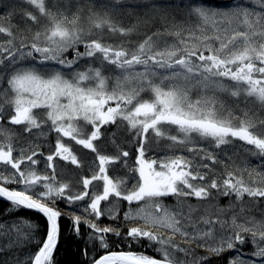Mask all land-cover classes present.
<instances>
[{"label":"snow or ice","instance_id":"obj_1","mask_svg":"<svg viewBox=\"0 0 264 264\" xmlns=\"http://www.w3.org/2000/svg\"><path fill=\"white\" fill-rule=\"evenodd\" d=\"M123 2L112 0L103 15L89 9L92 15L88 19L94 29L107 26L109 33L122 36L135 30L137 25L125 29L110 19L107 9L114 10ZM256 2L259 11L239 4L227 10L190 4L188 19L195 21V26L176 24L167 16L157 19L146 15L137 24L146 30L157 24L160 27L135 48L131 44L114 47L92 38V28L85 32L80 26L79 9L70 13L68 7L54 5L53 10L46 6V0H25L38 10V15L23 13L24 21H31L25 31L32 32L33 26L35 31L30 37L22 35L19 43L14 27L0 24V35L7 38L0 40V78L4 80L0 93L2 102L11 108L6 117L8 124L23 126V131L31 134L34 128L50 122V131L56 133L54 149L46 156L39 145L20 147L17 152L12 142L0 144V166L4 169L0 171V199L10 203V211H34L46 222L40 239L35 223L24 218L13 222L23 240L37 244V250L24 264H58L55 253L64 216L60 202L69 208L79 205L85 214L83 219L75 213L68 217L78 239L82 223L89 229L88 242L80 249L83 264H207L213 257L221 264H264V211L259 222L250 214L259 210L264 185L250 186L232 171L226 177L217 174L212 166L224 162L194 142V137H198L220 149L239 140L252 146L247 151L253 157L264 158V119L255 111L256 107L264 109V0ZM140 3L156 12L151 0ZM208 28L212 35L207 34ZM185 31L187 40L197 42L189 44L181 39L179 44H165L163 50H156L157 39L180 36ZM80 46L83 52L79 51ZM70 50L74 51L71 59L66 55ZM90 58L118 70L111 89V78L91 65L72 71L71 79L66 78L65 70H73L80 60ZM224 80L232 85H226ZM193 89L201 93L195 100L190 98ZM217 89L231 97L243 96L254 108L243 110L241 118L215 95ZM142 93H151V98L143 99ZM37 109L46 111L34 113ZM218 109L227 112V116L222 117ZM4 118L0 114V120ZM118 121L126 122L122 126L138 145L133 165L127 161L131 153L115 144L116 132L112 133L115 155L102 153L95 143L102 137V128L118 125ZM84 125L89 126L88 131ZM162 126L174 127L177 134H170ZM151 134L157 144L165 139L171 142L168 148L183 147L192 155L147 158ZM64 138L90 150L98 162L93 163L90 177L77 181L79 187L75 191L69 183L57 179V159L80 167L77 155ZM37 157L44 158L42 171L37 168L41 164ZM121 162L132 178L130 186L127 179L109 175V166ZM260 167L264 168V162ZM213 190L219 197L235 196L237 202L247 196L250 205H241L240 212L233 214L230 221L218 214L211 218L209 209L219 207L211 203L216 198ZM167 197L178 198L172 208L164 203ZM190 198L205 202L207 207L189 203ZM121 201L128 205L123 212L124 223L135 226L122 228L110 223L101 227L102 218L113 222L120 219ZM235 206L233 202L229 209L219 208V212ZM202 210L203 214H199ZM20 221L26 232H21ZM164 230L171 235L166 236ZM177 233L185 243H196L211 255L197 256L191 248L181 247L174 239ZM246 244L250 251L245 250ZM136 246L151 247L155 255L135 251Z\"/></svg>","mask_w":264,"mask_h":264},{"label":"trees","instance_id":"obj_2","mask_svg":"<svg viewBox=\"0 0 264 264\" xmlns=\"http://www.w3.org/2000/svg\"><path fill=\"white\" fill-rule=\"evenodd\" d=\"M199 1V0H198ZM240 1V2H239ZM112 0H46V6L50 9H53L54 5L65 6L69 8V12H77L79 9V15L81 16L80 26L81 28L87 32L89 28L93 30L92 38H99L102 43L111 44L114 47L116 46H125L127 47L129 44L132 45L133 48L138 47V44L146 38L147 35H152L153 32H156L160 27L159 24L156 27H151L150 30H146L144 25L137 24L138 19L145 17L146 15H155L158 19L160 16H167L170 21H175L176 24H188L195 26V21L188 19V6L190 5L188 2H183V0H151V3L156 5V12L153 13L147 5L141 4L140 0H124V2L115 7V9H107L110 13V19L113 23H115L118 27H123L125 29L132 28L133 25H137L136 29L130 32L126 36H122L119 33H109L107 31V26L103 29H94L92 24L90 23L88 17L92 15V12L89 9H93L95 13L103 15L106 11L105 6L110 5ZM209 8L222 10L216 7H225L229 5L239 4L241 7L248 6L250 9H255L259 11V6L256 3H250L246 0H226L225 2L219 1H206L204 2ZM235 3V4H234ZM231 8V7H230ZM229 9V8H226ZM224 9V10H226ZM31 11L34 14L38 15V10L27 3L25 0H0V24L7 26L11 24L16 33L17 40L16 43H19V39L21 36L30 37L34 34L35 26H33V31L28 32L25 31L28 25H31V21H24L23 13ZM41 23H44L42 19ZM175 31H179V29H175ZM200 33L197 32V35ZM208 35H212L213 32L211 28L207 30ZM188 33L182 32L180 36H167L165 35L163 39H157V49L163 50L165 44L173 45L179 44L181 39L187 40ZM7 39L6 37L0 35V40ZM189 44L196 43L195 39L187 40ZM79 51L83 52V46L79 47ZM69 59L74 56V51L70 50L66 53ZM99 55V54H97ZM89 65L93 68H101L102 74L106 77H110L109 79V89L115 83V75L118 73V70L113 65H109L106 62L101 64L99 59L90 58V59H82L78 62L77 65L74 66L73 70H85ZM58 67V66H57ZM73 70H65V72H72ZM137 70H141L139 67ZM0 71H3L0 68ZM47 71H54V69H47ZM159 82V81H157ZM226 85H232L231 81L224 80ZM4 87V83L2 86ZM150 93H142V98L149 96ZM201 93L193 89L190 92V98L195 100ZM211 95V93H210ZM215 95L219 97L233 112L243 118V110L252 109L254 105L252 103H246L245 98L243 96L240 97H231L229 93L221 91L219 89L216 90ZM0 96L3 98L2 93ZM251 99V98H249ZM220 115L222 117L227 116V112L219 110ZM257 116L261 119H264V109L255 108ZM11 108L4 104L2 108L0 107V114H2L5 118L0 120V144H7L12 142L17 146V152L20 147H35L39 145L43 150L45 156L49 153L50 149H54V143L56 139V133L50 131V123L42 125L41 128H34L31 134L25 133L23 131V126H15L9 125L7 121V116L10 115ZM234 123L238 124L239 121H234ZM118 125H121L118 129ZM118 125H108L102 128V137L100 140L96 142L97 147L101 149L102 152L107 154L113 153L116 154V147L112 143V133L116 132L117 135L115 137V144L119 145L123 150H127L131 153V155L127 158L128 165L134 164L135 158V149L138 145L135 143L133 138L128 134L125 127L122 125H126V122L118 121ZM166 129L170 134H177L176 130L172 126H162ZM255 131V129H254ZM48 133L47 136L41 135V133ZM153 139L150 141V150L147 153V158L151 159L153 157L157 159H162L166 156H175V155H184L186 157H190V154L186 148L177 147V148H168L167 145L171 142L165 139H160L159 144H157L156 139L154 138V134H151ZM231 139V138H229ZM69 143L67 144L73 151V154L77 155L78 160L80 161V167L75 165H71L64 161L56 160L58 177L57 179L61 183H69L71 189L75 191L79 185L77 181H79L82 177L88 176L90 177L92 174V165L96 161L92 159L94 153H90L88 150L84 149L80 145H76L72 140H67ZM194 142L198 146H202L212 151L217 155V157L224 162V164L213 165L212 167L216 170L217 174H220L222 177H226L228 171H232L234 175L243 179L245 183L250 186H260L264 185V168L260 167L261 163L264 162V158L253 157L248 149H251L252 146L246 145L239 140H234L232 144L221 146L220 149L214 148L207 140L200 139L198 137H194ZM191 146V145H189ZM16 154V153H14ZM41 160V164L37 166L38 170H43V157H37ZM87 159V161H86ZM198 159V157H197ZM206 163H211L210 161H205ZM225 165L227 167L225 168ZM4 170L3 166H0V171ZM51 170H49L50 172ZM257 172L260 175H257ZM109 175L114 179H127L129 186L131 184L132 178L128 173L127 167L124 166L123 162L117 165H111L109 167ZM211 176L209 177V181L211 180ZM102 183V182H96ZM194 183H201L199 181H194ZM222 183V179H221ZM10 187H18L17 185H11ZM213 196L216 197L214 201L211 203L218 205V208H210L209 211L213 213L211 218H215V215H219L222 219H228L233 214L240 212L241 205L248 206L250 205V200L247 196L244 197L243 201L237 202L235 200V196L232 197H219L216 194V191L213 190ZM177 197H167L164 198V203L168 205L169 208H172L175 205ZM189 203L196 206L207 207V204L202 201H198L195 198H190L188 200ZM235 202V207L231 208L227 212L220 213L219 208L229 209V206ZM86 203V202H80ZM60 209L64 213V216L61 218V236L58 250L55 253L58 264H83V258L80 254V249L88 242V232L89 229L82 223L80 225V233L81 238H77L71 231L72 223L68 218L72 214L81 215L82 219L84 218V213L79 205H74L69 208L63 202H60ZM102 206L104 202H102ZM133 209L136 208V205L132 206ZM257 208L259 210L254 209L250 214L259 222L261 217V211H264V198H261L258 202ZM120 209V219L118 221H110L106 218H102L99 223L100 226L103 227L110 223L119 224L120 227H131L135 226L132 223H128L127 225L123 221V212L128 210V205L126 202H119ZM203 214V210L201 213ZM19 218H24L25 220H29L35 223L39 227V232L36 233L37 239L43 237L46 222L45 219L37 212L21 209L19 211L11 210L10 211V203L6 201L0 200V264H24V262L37 250V244L32 243L29 244L17 233L16 228L13 227V222L17 221ZM94 219V218H91ZM238 222L239 218H238ZM19 227L21 232H26V227L23 224V221H20ZM219 226L217 225V228ZM164 234L171 235L168 230H164ZM175 242L179 244L183 248H191L194 250L197 256H210L211 254L207 252L203 248L197 247L196 243H185L183 237L177 233L174 237ZM19 240V242H17ZM147 243V241H145ZM113 250H116L115 241H113ZM124 250H128L125 248ZM135 251L145 252L149 255H155L151 247L140 248L138 246L134 247ZM245 250L250 251V246L245 245ZM180 258H183L182 254H179ZM231 255V253H228ZM207 264H221V261L218 258L213 257Z\"/></svg>","mask_w":264,"mask_h":264},{"label":"rangeland","instance_id":"obj_3","mask_svg":"<svg viewBox=\"0 0 264 264\" xmlns=\"http://www.w3.org/2000/svg\"><path fill=\"white\" fill-rule=\"evenodd\" d=\"M219 2H225L226 0H218ZM247 2H250V3H256V0H246ZM183 2H188L189 4H203L204 6H207L204 2H206L205 0H183ZM240 2V1H239ZM235 4V3H234ZM234 5H229V6H225V7H216V8H219V9H222V10H224V9H226V8H230V7H233ZM208 7V6H207ZM227 10V9H226ZM74 71V70H73ZM65 76H66V78H69V79H71V71L70 72H65ZM4 83V80L2 79V78H0V86H2V84ZM0 88H2V87H0ZM1 94V93H0ZM151 98V93L149 94V96H148V98L147 97H144L143 99H150ZM3 101V98L0 96V107L2 108V106L5 104V103H3L2 102ZM9 106V105H8ZM114 106V105H113ZM10 107V106H9ZM46 110H43V109H37V110H34V113H37V114H42V113H44ZM50 122H48V124H49ZM81 124L83 125V122H81ZM84 127H85V130L86 131H88V129H89V126H86V125H84ZM67 140H70V139H68V138H64V143L67 145L68 143H69V141H67ZM72 142H74V141H72ZM97 142V141H96ZM95 142V143H96ZM82 147V146H81ZM87 150V149H86ZM107 150L108 149H106V153H104V152H102V153H104V154H107ZM90 153H92L90 150H88ZM108 155H113V153H109ZM92 159L93 160H95V154H94V156L92 157ZM86 161H87V159H86ZM96 163H98V162H96ZM110 167V166H109Z\"/></svg>","mask_w":264,"mask_h":264},{"label":"water","instance_id":"obj_4","mask_svg":"<svg viewBox=\"0 0 264 264\" xmlns=\"http://www.w3.org/2000/svg\"><path fill=\"white\" fill-rule=\"evenodd\" d=\"M205 1H218V0H205ZM0 200H2V199H0ZM2 201H4V200H2ZM7 202V201H6Z\"/></svg>","mask_w":264,"mask_h":264}]
</instances>
